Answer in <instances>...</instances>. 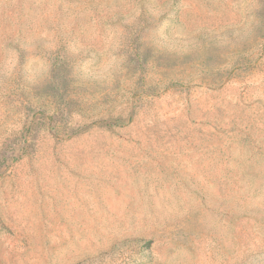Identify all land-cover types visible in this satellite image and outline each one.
I'll use <instances>...</instances> for the list:
<instances>
[{
    "label": "rangeland",
    "instance_id": "rangeland-1",
    "mask_svg": "<svg viewBox=\"0 0 264 264\" xmlns=\"http://www.w3.org/2000/svg\"><path fill=\"white\" fill-rule=\"evenodd\" d=\"M0 264H264V0H0Z\"/></svg>",
    "mask_w": 264,
    "mask_h": 264
}]
</instances>
